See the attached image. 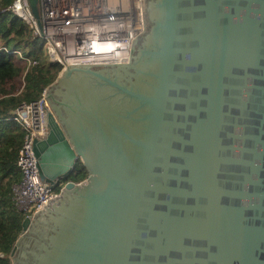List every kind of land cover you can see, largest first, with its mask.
Listing matches in <instances>:
<instances>
[{
    "label": "water",
    "instance_id": "water-1",
    "mask_svg": "<svg viewBox=\"0 0 264 264\" xmlns=\"http://www.w3.org/2000/svg\"><path fill=\"white\" fill-rule=\"evenodd\" d=\"M141 3L127 63L46 89L39 177L87 178L25 217L12 264H264V0Z\"/></svg>",
    "mask_w": 264,
    "mask_h": 264
},
{
    "label": "built area",
    "instance_id": "built-area-1",
    "mask_svg": "<svg viewBox=\"0 0 264 264\" xmlns=\"http://www.w3.org/2000/svg\"><path fill=\"white\" fill-rule=\"evenodd\" d=\"M39 22L30 0H14L5 10L25 22L33 35L43 39L49 59L61 66L125 64L132 41L144 31L141 0H37ZM34 64L19 51H7ZM15 110L12 120L22 132L17 154L21 181L13 188L16 209L26 217L43 210L55 197V185L41 181L34 154L36 141L48 134L50 106L45 97Z\"/></svg>",
    "mask_w": 264,
    "mask_h": 264
},
{
    "label": "trees",
    "instance_id": "trees-1",
    "mask_svg": "<svg viewBox=\"0 0 264 264\" xmlns=\"http://www.w3.org/2000/svg\"><path fill=\"white\" fill-rule=\"evenodd\" d=\"M13 2L0 0V48L19 51L34 64L0 50V264H12L10 252L26 217L14 204L13 188L21 181L17 154L24 134L12 117L21 105L36 102L61 72V66L46 55L43 39L5 11ZM86 178L87 171L78 160L72 172L56 183L54 192L59 193L67 182L77 184Z\"/></svg>",
    "mask_w": 264,
    "mask_h": 264
},
{
    "label": "flooded vegetation",
    "instance_id": "flooded-vegetation-1",
    "mask_svg": "<svg viewBox=\"0 0 264 264\" xmlns=\"http://www.w3.org/2000/svg\"><path fill=\"white\" fill-rule=\"evenodd\" d=\"M30 243H32V241L30 240Z\"/></svg>",
    "mask_w": 264,
    "mask_h": 264
}]
</instances>
